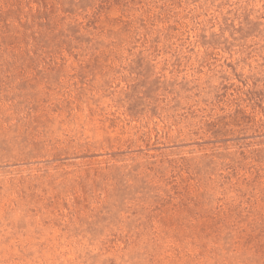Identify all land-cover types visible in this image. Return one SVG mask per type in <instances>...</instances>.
Returning <instances> with one entry per match:
<instances>
[{
  "label": "rangeland",
  "instance_id": "rangeland-1",
  "mask_svg": "<svg viewBox=\"0 0 264 264\" xmlns=\"http://www.w3.org/2000/svg\"><path fill=\"white\" fill-rule=\"evenodd\" d=\"M0 264H264V0H0Z\"/></svg>",
  "mask_w": 264,
  "mask_h": 264
}]
</instances>
